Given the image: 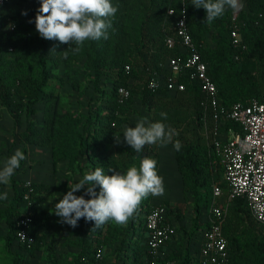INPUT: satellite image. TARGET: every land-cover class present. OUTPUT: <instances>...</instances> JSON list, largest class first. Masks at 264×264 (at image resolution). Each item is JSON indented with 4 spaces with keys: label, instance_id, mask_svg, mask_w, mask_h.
Here are the masks:
<instances>
[{
    "label": "trees",
    "instance_id": "obj_1",
    "mask_svg": "<svg viewBox=\"0 0 264 264\" xmlns=\"http://www.w3.org/2000/svg\"><path fill=\"white\" fill-rule=\"evenodd\" d=\"M111 3L118 11L110 18L112 28L108 39L86 41L78 53L58 40L40 37L34 20L41 0H9L1 8L0 131L3 111H6L14 121L15 128L25 122L26 129L20 134L23 144L50 150L55 175L59 164H67V173L82 179L97 167H102L108 175L112 174L108 172L109 168L124 173L130 166L138 167L144 156L157 161L159 173V142L145 145L142 153L137 154L123 142V131L125 126L134 127L142 118H146L147 123L163 122L178 133L173 136V142L179 140L182 145L176 151L172 143L168 144L172 147L181 176L184 199L189 200L191 194L195 201L192 230L197 235L195 241L199 246L197 238L209 226L208 220L205 226L201 219L202 210L209 215L211 186L223 177V167L207 136L208 127L213 137L215 116L203 107L204 94L189 71L181 73L175 80L176 84L185 85L184 91L171 90L167 86L152 90L148 86L153 72L164 77L170 75L169 59L181 54L178 47L174 50L167 47L166 38L177 39L176 23L181 16L183 1L111 0ZM25 7L28 8L27 15H22ZM186 7L190 34L208 65L209 75L216 83L223 109L230 111L235 104L247 105L251 98L264 95V0H246V10L239 13L238 27L242 38L239 49L234 47L231 37L233 10L227 9L222 17L209 24L205 21L206 11L203 8L197 9L192 5V0H186ZM170 8L175 10L174 15L168 14ZM14 25L16 30L12 31ZM213 34L216 35L215 47L211 50L208 38ZM83 62L84 68L94 78L93 98L94 104L98 105L87 116H79L72 108H65L62 95L56 92L57 88L65 87H70L74 92L81 91ZM127 67H130L129 71ZM53 81L58 82L56 89L50 87ZM121 87L130 91L129 99L122 100L118 91ZM138 92L143 95L142 112L136 104ZM39 107L42 109L39 110ZM162 112L167 113L166 120L161 117ZM39 115L40 122L37 120ZM230 129L245 133L239 123L224 119L221 131L225 133ZM115 135L121 137L120 144L115 142ZM22 151L27 158L28 150L23 148ZM25 163L26 159L21 161L11 178L14 192L11 200H0V223L8 227L5 236L0 234V243L5 242L8 250L18 245L23 254L21 259H15L16 264H25L26 256L35 257L46 244L48 235L43 230L49 220L40 210V201L43 195L57 194L62 189L57 184L46 183H32L31 193L26 183L19 188L14 181ZM87 187L81 191L91 198L86 194ZM94 188L98 195L99 186L95 185ZM4 192L5 186L1 184L0 194ZM27 193L31 200L30 235L35 240L31 247L17 239L18 223L27 205ZM151 197L149 195L147 201ZM161 205L166 208L167 221L177 226L185 220L181 204L173 205L166 201ZM152 209L144 216L140 244L134 246L136 264H155V260L148 255L149 234L146 228V217ZM137 212L132 219L138 218ZM77 225H82L86 231L69 230L68 233L83 238L82 251H88L89 256H101L103 248L112 242V236L108 234L110 221L96 230H91L94 222L84 218ZM133 230L131 222L127 235L121 241L122 253L131 245L129 236ZM224 235L229 241V264H264V226L253 219L245 199L233 201L224 224ZM174 239L164 246L163 256L157 259V264L170 260L192 264L194 254L182 257L179 244L174 245L175 250L170 256L165 254L164 251ZM70 245L76 246L78 243L74 240Z\"/></svg>",
    "mask_w": 264,
    "mask_h": 264
},
{
    "label": "built area",
    "instance_id": "obj_2",
    "mask_svg": "<svg viewBox=\"0 0 264 264\" xmlns=\"http://www.w3.org/2000/svg\"><path fill=\"white\" fill-rule=\"evenodd\" d=\"M183 1L181 16L177 20V39L166 38V45L170 50L177 47L180 56L169 59L171 74L164 77L153 72L149 81L152 90H158L163 86L168 89L184 91L185 85L176 84L175 80L181 73L191 72L198 82L204 101L202 103L206 111H212L216 124L213 137L207 127V136L213 152L217 155L223 167V177L220 181H214L211 186V206L209 209V226L204 228L197 238L199 250L194 254L192 264H229V241L224 235V224L228 212L234 200L243 198L249 206L253 219L264 226V95L251 98L247 105L235 104L230 111L223 109L218 95V88L213 78L209 75L207 63L197 49L188 28L186 0ZM9 0H0V10ZM175 10L170 8L169 15H174ZM238 15L233 14L231 37L235 48H241L242 38L238 27ZM12 31L16 30L14 25ZM246 50V47L243 48ZM238 59V57H237ZM130 70V67H127ZM122 100L130 97V91L124 87L119 88ZM2 101L0 99V110ZM224 119H230L239 123L244 134L234 129L222 132L221 126ZM225 185V188H224ZM26 188L32 192V183L27 182ZM25 195L27 205L19 220L17 239L31 247L34 238L30 235L32 215L29 211L31 205L30 194ZM166 208L158 204L153 207L146 217V228L149 234L148 255L155 260L163 256V248L177 235V226L165 219ZM165 264H179L175 260Z\"/></svg>",
    "mask_w": 264,
    "mask_h": 264
},
{
    "label": "clouds",
    "instance_id": "obj_3",
    "mask_svg": "<svg viewBox=\"0 0 264 264\" xmlns=\"http://www.w3.org/2000/svg\"><path fill=\"white\" fill-rule=\"evenodd\" d=\"M192 5L206 11L205 21L209 24L222 17L227 9L239 11L244 7L241 0H192ZM117 11L118 8L113 6L111 0H41L34 20L35 29L41 38L58 40L61 44L69 45L68 49L74 53H78L86 41L108 39L109 30L112 28L110 18ZM22 15H27V11L22 12ZM160 115L164 120L167 119V113L162 112ZM174 135H178L176 130L163 122L147 123L146 118H142L134 127L125 126L123 142L137 154L142 153L145 145L158 142L161 146L172 143L174 149L179 151L182 145L179 140L173 142ZM114 138L117 144L121 143L120 136L115 135ZM25 159L26 156L20 149L7 158L0 168V184L8 185L21 161ZM108 172L112 174L108 175L102 167H97L69 188L55 204L54 214L60 218V222L74 228L84 218L94 222L91 230L99 229L109 221L124 225L143 199L149 195L164 194L163 177L158 174L157 161L150 157L144 156L138 167L130 166L124 173L112 168ZM86 185V194L90 199H85L83 195H74ZM95 185L100 188L98 195ZM7 198V192L0 194V200Z\"/></svg>",
    "mask_w": 264,
    "mask_h": 264
},
{
    "label": "rangeland",
    "instance_id": "obj_4",
    "mask_svg": "<svg viewBox=\"0 0 264 264\" xmlns=\"http://www.w3.org/2000/svg\"><path fill=\"white\" fill-rule=\"evenodd\" d=\"M244 7L239 11L233 12L239 14L241 11L246 10V0H241ZM24 11H27L28 8H23ZM232 10V9H229ZM215 34L209 36V47L211 50L215 47ZM81 70V78H82V89L80 92H74L70 87H65L63 89L57 88L58 82L53 81L50 84V87L56 89V92L61 94L64 102L66 103L65 108H72L77 115H91L94 112L96 106L94 104V78L92 74L84 68V62L82 63ZM62 73V72H61ZM142 92L137 93L136 104L139 111H143L142 106ZM42 108L39 107V110ZM41 115V114H40ZM38 116V121L40 122V117ZM5 134H2L4 141L0 144V168L3 167L5 160L11 157L17 149L22 151L23 147H20L21 143H19V131H21L20 127L15 128V124L10 123L7 119L5 122H2V131ZM172 147L167 145L162 147V155L166 156L169 154V150ZM27 158L31 159L29 162L34 164L32 167L31 177L27 181H20L22 176H18L15 179L16 185L21 188L26 182H36L39 178L41 181V177L43 174H50L53 169V164L51 165L50 159L46 160V155L41 152L36 153L35 149L28 150ZM172 160L165 165L164 170L161 173V177H163L164 182V194L161 196H152L149 201L145 198L140 203L137 208V219H132V217L128 220V222L124 225H117L114 222L110 221V232L108 233L112 236V242L110 245L105 246L103 248L102 255H98L97 257L89 256V252L82 251L83 238L76 237L75 235H70L68 233L69 230H76L78 232H85L86 228L82 225H77L76 227H72L66 223L60 222V218L54 214L55 204L59 202V199L63 197L64 194L67 193L69 188L73 186L74 183H77L81 178L73 173H67V164L63 165V168L59 170V177L55 178V184L59 185L62 189L57 194L52 195H43L40 201V210L43 213V216L49 220L46 228L43 230L48 235V239L46 244L42 247L40 251L36 253L35 257L26 256L24 263L25 264H136L134 257V246H138L140 244L141 235L143 232V222L145 214L152 209L157 204H163L167 200L171 201V204H181L183 206L185 212V220L182 223H178V234L174 239V244H179L182 249L181 254L182 257H187L191 253H197L199 250V246L197 245L195 238L197 235L195 231H193V217H194V204L195 201L192 198V195L189 194V200L184 199L183 194V185L179 172L176 169V159L175 157H171ZM46 160V161H45ZM39 166H42L40 169ZM39 167V168H38ZM30 171V172H31ZM51 180V179H50ZM6 192L8 193L7 201H10L14 195L12 190V183L8 185H4ZM74 195L81 196L83 192L81 190L74 193ZM85 199H90L89 197L84 196ZM149 202V203H147ZM1 207V205H0ZM202 218L203 223L206 226L208 215L202 210ZM138 220V221H136ZM132 222L133 224V233L129 236L131 245L130 247L122 253V244L121 241L127 235L128 225ZM8 232V227L5 223H0V234L5 236ZM199 234V233H198ZM108 235V236H109ZM78 243L76 246L70 245L71 242ZM83 252V253H82ZM23 253L20 252L18 245L16 244L10 250H8L5 246V242L0 243V264H16L15 259H21V255ZM180 256V255H179Z\"/></svg>",
    "mask_w": 264,
    "mask_h": 264
},
{
    "label": "crops",
    "instance_id": "obj_5",
    "mask_svg": "<svg viewBox=\"0 0 264 264\" xmlns=\"http://www.w3.org/2000/svg\"><path fill=\"white\" fill-rule=\"evenodd\" d=\"M3 114H4V119H3V122H5V120H9L10 121V123H12V119H11V117L7 114V112L6 111H3ZM13 123H14V121H13ZM20 129H21V131H19L18 133H19V135H18V138H19V143H21V145H20V147H23V148H26L27 150H29V154H30V150L31 149H35L36 150V153H42V154H45L46 155V160L47 159H50V163H51V165L53 164L52 163V158H51V152H50V150L49 149H46V148H41V147H34V146H31V145H25V144H23L21 141H20V134L22 133V132H24L25 131V129H26V124H25V122H23V124H22V126L20 127ZM2 134H5V130H4V132L3 131H0V144L1 143H3V141H4V138H3V136H2ZM162 147L163 146H161V148H160V166H159V175L161 176V173H162V171L164 170V167H165V165L166 164H168V162H169V160L171 161L172 160V158L171 157H174V154H173V150L171 149V150H169V154L168 155H166V156H163L162 155ZM23 148H22V150H23ZM28 156V155H27ZM31 159H29V158H26V163H25V165L23 166V168H22V170H21V172H20V176H22V178L20 179V181H27V179H29V178H34V177H31V174H33L34 175V173L31 171L32 170V167H34V164H31L29 161H30ZM45 160V161H46ZM63 165H65V164H59L58 165V172H59V170L61 169V168H63ZM40 167V169H42V166H39ZM38 167V168H39ZM67 169H68V167H67ZM67 169H66V171H67ZM176 169H177V164H176ZM31 171V172H30ZM178 171V170H177ZM18 175V176H19ZM59 175V173H57L56 175L53 173V169L51 170V173L50 174H43L42 175V177L40 178L41 179V181L39 180V178H35V179H38L36 182H33V183H46V184H55L54 182L52 183V182H50V181H54V179L55 178H57V177H59L58 176ZM51 179V180H50ZM27 183V182H26ZM1 185V184H0ZM167 201H169V200H167ZM171 202V201H170ZM174 242L170 245V246H167V248H166V250L164 251L165 252V254L166 255H168V256H170V254H171V252H173L174 250H175V248H174ZM166 251H167V253H166ZM193 254H195V253H193Z\"/></svg>",
    "mask_w": 264,
    "mask_h": 264
}]
</instances>
